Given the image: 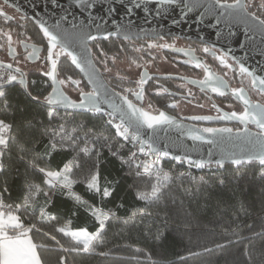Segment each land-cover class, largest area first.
Here are the masks:
<instances>
[{"label":"snow or ice","instance_id":"1","mask_svg":"<svg viewBox=\"0 0 264 264\" xmlns=\"http://www.w3.org/2000/svg\"><path fill=\"white\" fill-rule=\"evenodd\" d=\"M51 4L54 8L62 6L61 0H51ZM118 4L124 7L129 19L127 23L117 22L113 30H108L107 24L119 11ZM4 5L12 7L9 0H4ZM149 5L154 6L157 16L167 13L168 9L179 8L185 19L194 9L202 8L204 12L201 16L212 15L217 25L223 23L231 29V26L244 24L247 33L259 31L264 37V18H261L264 15V0H260L258 4L254 0H246V2L245 0H232V2L210 0L207 4L201 3L200 0H112V3L106 6L104 16L99 20L93 14V10L97 7L95 0H74V8L81 13H88L83 21L77 20L74 13L66 8L58 17L51 15L48 19H43L37 16L38 31L42 34L41 43L46 41L44 44L46 55L43 58L45 64L41 75L50 78L51 92L48 95L40 92L33 95L31 91H28L26 73L20 67L14 68L12 63L6 65L0 63V68L4 69L0 71V104L4 105V108L0 109V117H3L0 118V264H43L38 248L45 245L35 243L33 236L40 234L46 225L52 226L54 232L62 233L64 237H69L75 242L71 249L63 248L64 252H90L99 246L94 243L95 241L102 244L106 227L110 226L112 220H119V217L111 209L105 211L84 200L73 190V186L76 183H85L87 191L93 196H98L101 203L111 202L109 198L114 197L118 184L115 187L107 181L102 184L101 169L105 160L118 161L121 169H127L129 176L142 177L144 174L155 176L156 182L152 184L151 191L138 193V199L142 201L157 202L165 195L169 182L173 180V174L162 167V162L168 159L197 169L215 168L219 171L225 169L226 165L235 166L233 170L236 176L243 175L241 169L245 165L255 163L261 169L260 178L264 180V104L252 103L246 96L243 86L230 88L224 76L215 75L206 60L195 55L196 49L189 48L186 51L176 49L174 43L162 42L165 38L159 33L149 34L143 29L133 32L135 25L131 19L132 14L138 9H142L144 13H150L152 8L148 7ZM253 7L261 14L250 11ZM0 17L5 22L14 19L2 7H0ZM175 22L177 21L174 20ZM0 35L7 37L8 56L15 61L17 53L12 47L11 32L5 33L0 30ZM114 35H123V38L129 41L154 35L155 39L151 42L134 48L141 58L146 54L150 58L149 62L156 59L153 50L182 51L185 56L190 57L183 63L191 64L204 72V79L190 80L189 83L199 85L200 91L206 94L208 89L220 97L227 98L230 94L232 98L242 102L243 110L224 111L217 103L211 102V110H214L216 115H190L179 118L169 115L166 111L154 108L151 101L146 103L144 85L148 79H151L147 71L141 73L139 79L135 81H128L126 77L117 75L116 78L122 83H132L134 87H122L120 91L110 88L101 76L96 63H100L104 71L111 74L113 69L109 67V61L111 60L114 64L118 56H109L99 45H96L98 53H94L89 42L98 39L107 40ZM231 35L233 33L229 30V36ZM249 39L251 40L252 37L249 36ZM261 42L264 43V39ZM20 43L25 49L27 48L24 41ZM200 45V51L205 57L211 56L215 62L227 70L225 75L231 71L240 77L251 78L252 87L264 95V75L250 69L243 59L238 60L230 50H222L215 43L208 44L206 41H200ZM241 47L245 45L242 44ZM0 48H3V45H0ZM39 50L33 46L27 59H39L36 55ZM61 56L70 61L68 71L71 72L74 66L83 74L86 84L82 86V81L75 79L73 74H66L63 79L58 78L60 74L58 63ZM16 63L19 64V61ZM141 66L136 64V67ZM261 72H264V69H261ZM16 84L23 86L26 94L33 101H39L41 96L45 101L43 107L46 110L47 123L41 122L40 126L44 131L40 135L47 136L49 144L45 145L42 154L38 149L19 146L15 136L7 135L12 125L5 123V120L13 109V105L8 103L7 89ZM32 84L35 85L36 81H32ZM69 85L72 86L73 91L78 92L75 99L70 98L60 88V86ZM89 86L90 90L85 91L84 88ZM157 91L168 92V89H157ZM169 95L176 96L177 93H169ZM194 99L191 89L186 90L180 97V100L188 104H192ZM179 102V100H173L168 107L175 109ZM195 106L204 107L203 103H196ZM61 109L63 115H61ZM77 109H83L92 114L88 118V123L76 119L80 115L75 111ZM93 120L96 123H92ZM55 121H62V123L54 124ZM184 121L209 123L237 121L242 127L235 129L227 126L198 127L196 124L186 125ZM67 125L72 126L71 131H68ZM250 125L255 126V132L251 130ZM27 127L31 130L34 125L29 122ZM171 129H176L179 135L175 140L166 141L161 137V133H167ZM185 138L192 142L191 145L184 142ZM203 145L211 146L206 156L200 154ZM17 147L23 153L18 159V164L24 169L23 173L15 164L6 165L5 163L6 159L11 160L7 154L14 152ZM66 147L76 152V156L59 170H53L50 160L45 161L43 157H51L53 152ZM104 152L108 153V157H104ZM81 153L91 160V166L86 175L77 178L78 174L74 172V169L83 168L82 163H76ZM26 157L29 158L26 159ZM149 158H151L150 162ZM175 175L183 177L186 173L180 172ZM16 177H19L21 181L22 196L19 198L20 202L13 206L5 204L4 200L5 193L10 189V181L15 180ZM37 177L40 178L39 184L35 183ZM226 179V177L218 176L216 182L224 185ZM200 180L202 185L209 184V180L204 177ZM37 196L42 197V203L35 199ZM56 196H66L74 201L73 207L69 209L73 215L77 214L81 208L90 212L98 222V230L96 232H89L87 228L71 230L68 228L70 220L63 227H57L59 218L48 210ZM7 199H10V196ZM135 215L133 213V216ZM131 219L125 220L124 224L128 225ZM163 235L164 233L157 232V238ZM237 239L245 238L237 237ZM51 240L57 244L60 243L54 234L51 235ZM216 246L223 247L219 244ZM136 251L141 250L137 248ZM205 251H211V249H205ZM106 254L104 251L98 253L100 256ZM58 264H66L64 256L59 257Z\"/></svg>","mask_w":264,"mask_h":264},{"label":"trees","instance_id":"2","mask_svg":"<svg viewBox=\"0 0 264 264\" xmlns=\"http://www.w3.org/2000/svg\"><path fill=\"white\" fill-rule=\"evenodd\" d=\"M0 29L17 32L23 37H41L38 25L30 19L18 25L14 21L5 22L0 17ZM109 39H98L91 47L94 53H98L96 45H99L109 56H118L114 64L109 61V67L115 71L118 59L135 55V51L124 41H115V37ZM69 64L70 61L65 57L60 58L59 75L65 77L66 74H73L75 79L81 78L83 84H86L74 66L71 72L68 71ZM97 64L100 65L98 62ZM27 78L28 91L33 95L38 92L48 95L51 92L50 79L43 77L40 72H34ZM32 81H36V84L33 85ZM7 93L8 103L13 105L6 119L12 124L11 136L17 138L19 146L38 149L42 154L45 145L49 144L48 137L40 135L44 131L40 126L41 122L47 123L43 96L39 101H33L24 87L18 84L9 87ZM3 108L4 105L0 104V109ZM77 112L80 115L76 119L88 123L92 114ZM29 122L34 125L31 130L27 127ZM58 123L62 121L54 122ZM92 123L96 121L93 120ZM67 128L71 131L72 126L67 125ZM22 154L19 147L8 153L11 160L6 159V165L15 164L23 173V167L18 164ZM103 155L108 157L107 152ZM74 156L76 152L66 147L53 152L51 157L44 156L43 159L50 160L53 170H59ZM76 163L83 164V168L74 169L78 174L77 178H82L87 174L91 160L81 153ZM234 167L226 165L225 169L219 171L215 168L194 171L192 176L183 177H177L175 174L178 172L171 171L173 180L169 182L165 195L161 200L152 202L139 200L138 193L150 192L155 179L129 176L127 169H121L118 161L105 160L101 169L102 184L104 181L114 187L118 184L114 197L109 198L111 202L101 203L98 196L87 191L85 183H76L73 190L96 207L105 211L111 209L119 220L111 221L110 226L105 229L103 243L95 241L99 246L90 252H64L63 248L71 249L75 242L46 225L40 234L33 236L35 243L45 245L38 248L43 264H58L60 256L65 257L66 264H264V180L259 175L261 169L255 163L245 165L241 169L243 175L236 176ZM218 176L227 178L224 185L216 182ZM201 177L209 180V184L202 185ZM35 183H40L39 177ZM9 196L10 199H7ZM21 196V181L16 177L10 181L5 201L15 206L20 202ZM35 199L43 202L40 196ZM73 205L74 201L66 196L54 197V203L48 210L59 218L56 226L63 227L70 220V229L87 228L89 232H96L99 225L90 212L81 208L73 215L69 211ZM133 213L136 215L133 216ZM129 218L132 219L125 225L124 221ZM158 231L164 233L161 238H157ZM53 234L60 241L59 244L51 240ZM218 244L223 247H217ZM137 248L141 251L137 252ZM100 251L107 254L100 256Z\"/></svg>","mask_w":264,"mask_h":264},{"label":"flooded vegetation","instance_id":"3","mask_svg":"<svg viewBox=\"0 0 264 264\" xmlns=\"http://www.w3.org/2000/svg\"><path fill=\"white\" fill-rule=\"evenodd\" d=\"M228 2H232V0H228ZM246 2V0H245ZM256 4L260 2V0H254ZM0 7H2L9 15L14 17L12 21L16 22L18 25L22 24L29 18H23L19 13H17L12 8L4 5L3 2L0 1ZM250 11H256L258 15L261 13L256 8H251ZM264 18V15L261 16ZM17 36V41L12 43V47L15 49L16 60L14 61L7 53L0 51V61L8 64L12 63L15 67H20L27 76L34 72H40L43 69V65L45 64L44 57L46 52L44 50V44L46 41L41 43V37L39 39L30 36H21L15 33ZM42 36V34H41ZM111 38V37H110ZM113 38V37H112ZM115 41H124L131 45L134 49L136 47H140L142 45H146L147 42H151L154 38H141L139 40L129 41L125 39H120L115 37ZM164 41L166 43H170L175 45L176 49L179 50H188L189 48L196 49L195 55L201 57L206 60V62L211 66V69L215 75L224 76V78L228 81L229 87H241L245 88L246 96L253 102H261L264 104V95H261L256 89H254L251 85V78H243L231 71L227 72L225 75L226 69H223L218 62H215L211 56H204V54L200 51L201 45L200 41L181 38L177 36H164ZM110 40V39H107ZM114 40V39H113ZM20 41H24L27 44V48L25 49L24 45L20 43ZM95 42V41H94ZM93 42H91L92 44ZM35 46L37 49H40L37 52V56L39 59H27L28 53H30ZM156 55V59L154 61L149 62L150 58L145 54L143 58H141L139 53L135 52V55L124 56V58L118 59L119 63H124L127 68H117L118 73H107L104 71L103 66L100 64L99 67L103 74L105 75L108 82L114 86L118 91L121 90L122 87H134L135 85L132 83H122L117 77V75L126 77L128 81L138 80L140 74L147 71L148 76L151 79H148L147 83L144 85L146 103L147 101H151L154 108H159L162 111H166L168 114L173 116H177L178 118L181 116H190V115H216L214 110H211V102L217 103L224 111H242L243 104L239 100H236L231 97L229 94L227 98L220 97L216 93H212L210 89L207 90V94L200 91L199 85H193L189 83L190 80H202L204 79V72L202 69H196L191 64L183 63L185 60H189V56H185L182 51H173V50H153ZM62 57V56H61ZM60 57V58H61ZM19 61V64L16 63ZM135 61V63H133ZM136 64H141V67H136ZM38 65L41 69H37L34 66ZM59 65V63H58ZM132 69V70H130ZM125 73V74H124ZM59 79H63L64 77L59 75ZM50 79V78H49ZM83 79V78H82ZM84 80V79H83ZM85 82V80H84ZM86 83V82H85ZM51 90H52V82L50 80ZM82 85L83 81H82ZM63 91L70 98L75 99L78 95V92L72 90V86L65 87L62 86ZM168 89V92L157 91V89ZM191 89L194 94V102L192 104H188L187 102L180 100V97L186 92V90ZM85 91H89L90 87H85ZM169 93H177L176 96H170ZM132 98V97H130ZM173 100H179L177 107L175 109H171L168 107ZM196 103H203V108L196 107ZM231 105V107H229ZM196 125L201 127L204 126H213V127H242L237 121H223V122H193ZM255 128L254 125H250Z\"/></svg>","mask_w":264,"mask_h":264},{"label":"water","instance_id":"4","mask_svg":"<svg viewBox=\"0 0 264 264\" xmlns=\"http://www.w3.org/2000/svg\"><path fill=\"white\" fill-rule=\"evenodd\" d=\"M0 1L4 3V0ZM9 2L12 4V7L10 8L19 13L23 18H29L37 25V16H40L43 19H48V17L51 15H56L58 17L63 13V10L65 8L69 11H72L79 21H83L84 17L88 15L87 12L81 13L80 10L73 7L74 0H61L62 6L60 8H54L51 4V0H9ZM95 2L97 4V7L93 10V14L96 15L97 19L99 20L100 17L104 16L106 6L109 3H112V0H95ZM200 2L207 4L210 2V0H200ZM117 7L119 11L116 14L115 18H113L111 22L107 24L108 30H113L114 25L117 22L127 23L129 19V17L125 14L124 7L119 4L117 5ZM148 7L152 8V11L150 13H144L142 9H138L135 10L132 14L131 19L134 21L135 25V27H133V32H139L140 29H143L144 32H147L149 34L159 33L163 36H177L197 41H206L208 44L215 43L216 46L218 48H221L222 50H230L238 60L243 59L250 69H254L259 74L264 75V72H261V69H264V43L261 42L264 37H262L259 31L247 33L244 24L231 26V29H229V27L225 26V24L223 23L217 25L216 19L212 15L205 14L201 16V13L204 12V9L202 8L194 9L193 12L188 13V18L185 19L181 14L179 8L175 10L168 9L167 13L157 16L155 14L154 6L149 5ZM174 20L177 22L174 23ZM229 30H231L233 35L229 36ZM249 36L252 37L251 40L249 39ZM112 37L124 39L123 35H114ZM154 37L155 36L152 35L150 37L142 38ZM242 44L245 45V47L242 48ZM89 46L91 47V42H89ZM0 63L6 65V63L2 61H0ZM13 67L15 68V66ZM96 67L99 68L101 76L103 77L105 83L110 88H115L108 82L97 63ZM80 75L83 78V74L80 73ZM26 82L28 84L27 75ZM60 88L61 90H63L62 86H60ZM251 102L263 104L261 102ZM75 111L85 110L77 109ZM184 123L186 125L194 124L188 121H184ZM197 126L201 127L199 125ZM249 127L252 131H256V128H253L251 126ZM178 135L179 132L176 129H171L167 133H161V137L166 141L169 139L175 140ZM184 142L188 145H191L192 143L186 138ZM209 147L211 146L203 145L200 150V154L206 156ZM194 158L198 157L194 156Z\"/></svg>","mask_w":264,"mask_h":264},{"label":"built area","instance_id":"5","mask_svg":"<svg viewBox=\"0 0 264 264\" xmlns=\"http://www.w3.org/2000/svg\"><path fill=\"white\" fill-rule=\"evenodd\" d=\"M0 71H4V69H2V68H0ZM64 113H63V110H61V115H63ZM1 118V117H0ZM5 123H8V124H11L10 122H8V121H6L5 120ZM12 125V124H11ZM11 130H12V128L10 129V131L7 133V135H9V136H11ZM141 159H144L143 157H141ZM150 160H151V158H149V162H150ZM162 167H163V169L165 170V171H168V172H170L171 173V171H173V172H178V173H180V172H184V173H186V176H192L193 175V173H194V171H200V170H210V169H197V168H194V167H192V168H190L188 165H186V164H178L176 161H174V160H171V159H168V160H166V161H163L162 162ZM143 176H147V177H150V178H153V179H155V176H149V175H147V174H144ZM156 180V179H155ZM4 203L5 204H12V203H10V202H8V201H5L4 200ZM13 205V204H12ZM14 206V205H13ZM5 211H7V209H4Z\"/></svg>","mask_w":264,"mask_h":264},{"label":"rangeland","instance_id":"6","mask_svg":"<svg viewBox=\"0 0 264 264\" xmlns=\"http://www.w3.org/2000/svg\"><path fill=\"white\" fill-rule=\"evenodd\" d=\"M1 30V29H0ZM3 32H5V33H7V32H11V35H12V43H15L16 41H17V36H16V34H15V32H13V31H10V30H3ZM7 44H8V42H7V37L6 36H3V35H0V45H3V48H0V51H3L4 53H7ZM117 65H118V67L117 68H127V70L129 69L128 67H126L125 66V64L124 63H117ZM35 68H37V69H41L38 65H35L34 66ZM130 70H132V69H130ZM116 71V72H115ZM115 71H113V73L115 72V73H118L117 71V69L115 70ZM125 74V73H124ZM78 79H80L81 80V78H78ZM82 81V80H81ZM83 86V85H82ZM65 87H70V85L69 86H65ZM69 228V227H68Z\"/></svg>","mask_w":264,"mask_h":264},{"label":"crops","instance_id":"7","mask_svg":"<svg viewBox=\"0 0 264 264\" xmlns=\"http://www.w3.org/2000/svg\"><path fill=\"white\" fill-rule=\"evenodd\" d=\"M71 230H79V229H71ZM31 235V234H30Z\"/></svg>","mask_w":264,"mask_h":264}]
</instances>
